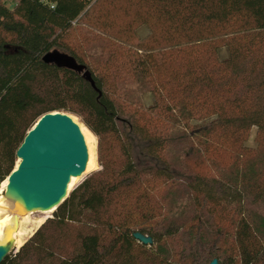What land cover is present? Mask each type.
Returning <instances> with one entry per match:
<instances>
[{
  "label": "trees",
  "instance_id": "16d2710c",
  "mask_svg": "<svg viewBox=\"0 0 264 264\" xmlns=\"http://www.w3.org/2000/svg\"><path fill=\"white\" fill-rule=\"evenodd\" d=\"M50 51L73 57L92 81L45 63ZM56 102L103 133L105 156L102 172L62 203L74 225L45 264H264V216L243 210L247 198L264 205V0L0 3V183ZM252 127L255 148L246 145ZM181 128L188 174L169 158ZM181 180L194 214L172 227L166 191Z\"/></svg>",
  "mask_w": 264,
  "mask_h": 264
},
{
  "label": "water",
  "instance_id": "95a60500",
  "mask_svg": "<svg viewBox=\"0 0 264 264\" xmlns=\"http://www.w3.org/2000/svg\"><path fill=\"white\" fill-rule=\"evenodd\" d=\"M42 60L83 72L92 81L84 66L65 53L50 51ZM15 155L19 163L7 176L4 197L19 201L27 212L47 211L61 205L69 195L71 177L82 174L89 159L79 125L68 113L59 111L41 115L27 130ZM133 237L144 245L153 243L150 236L139 231ZM13 248L12 241L0 245V263ZM209 264L220 263L214 258Z\"/></svg>",
  "mask_w": 264,
  "mask_h": 264
},
{
  "label": "rangeland",
  "instance_id": "374dc122",
  "mask_svg": "<svg viewBox=\"0 0 264 264\" xmlns=\"http://www.w3.org/2000/svg\"><path fill=\"white\" fill-rule=\"evenodd\" d=\"M90 1L92 3L95 0ZM0 3H6L8 6H11L13 4V0H0ZM144 33H146V29L141 28L140 34ZM224 55L226 56V51L221 50V56ZM143 99L146 103L150 102L149 97H143ZM53 111L68 113L74 116L76 121L83 123L80 117L69 111L68 105L66 103L56 102L54 104ZM181 130L182 128L175 129L173 131L174 133L169 149V158L171 159L175 168L180 169V171L188 174L190 172L184 166L185 161L189 159V155L192 150L190 148V143L188 142L189 135L187 134L183 136ZM90 132L93 137H91L89 144V156L91 161H95V167L93 166L88 172H83L84 174H80L79 179L73 184L68 194H70V192L80 185L85 179L95 177L103 170L105 137L100 131L90 130ZM257 136V128H250L247 135L246 145L251 148L257 147ZM16 163L17 159L15 161L14 167L16 166ZM185 182L186 180H181L179 184L171 186L169 192L166 191V211L168 222L172 223V227L177 226L179 222L181 223L184 220L186 221L187 219H191L192 215L194 214L193 203L190 202V191L186 187ZM4 191L5 189L1 190L2 197H4ZM244 205V211L250 208L251 210L257 211L264 216V205L250 204V199L248 198L244 200ZM73 225L74 221L67 217L62 208V204L56 207L54 211L47 214L40 213V211L32 212V214L28 215V217L23 220L20 226L22 231L25 232L22 245L19 247V249L16 247L13 248V250L9 253V259L6 264H45L50 260H54L60 253L61 249L68 244V233ZM206 226L209 229L208 231H210L211 228L209 227L208 223ZM208 238L211 240V236ZM180 241L179 235H176L168 242V247L170 249L177 248V245H180ZM222 245L223 244L221 242L220 247ZM222 248L223 247H221V249ZM220 261L222 264H224V260H222V258H220Z\"/></svg>",
  "mask_w": 264,
  "mask_h": 264
},
{
  "label": "bare ground",
  "instance_id": "6f19581e",
  "mask_svg": "<svg viewBox=\"0 0 264 264\" xmlns=\"http://www.w3.org/2000/svg\"><path fill=\"white\" fill-rule=\"evenodd\" d=\"M68 115H70V114H68ZM70 116H72V115H70ZM72 118L76 121L74 116H72ZM76 122L79 125L81 132L84 135V138H85V141H86L87 147H88V153L90 155V152H89L90 151V148H89L90 145L89 144H90L91 137H93V136L85 124H83L82 122H78V121H76ZM18 163L19 162L17 160L16 166ZM94 164H95V161H93V160L91 161L90 156H89L88 164H87L88 167H86V169L84 170V173L91 170V168L94 166ZM78 179H79V176H72L71 177L69 184H68L67 193L70 191L71 187L73 186L74 183H76V181ZM6 185H7V178L2 181L1 186H0V245L5 244L9 241H12L13 246L19 249V247H21V245H22L23 238L25 236V232L22 231V229L20 228L21 223L23 222V220L26 217H28V215L32 214V212L24 211L22 208V205L19 201L9 200V199L5 200L6 198L2 197L1 190L5 189ZM3 198H5V199H3ZM54 210H55V208H52V209L47 210V211H40V213H44V214L46 213L47 214V213H50Z\"/></svg>",
  "mask_w": 264,
  "mask_h": 264
}]
</instances>
